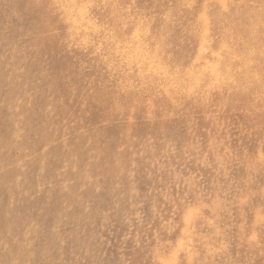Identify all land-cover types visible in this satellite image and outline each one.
I'll list each match as a JSON object with an SVG mask.
<instances>
[{"label":"rangeland","instance_id":"374dc122","mask_svg":"<svg viewBox=\"0 0 264 264\" xmlns=\"http://www.w3.org/2000/svg\"><path fill=\"white\" fill-rule=\"evenodd\" d=\"M48 1L0 0V264H264V32L182 0L142 65L119 10L73 55Z\"/></svg>","mask_w":264,"mask_h":264},{"label":"bare ground","instance_id":"6f19581e","mask_svg":"<svg viewBox=\"0 0 264 264\" xmlns=\"http://www.w3.org/2000/svg\"><path fill=\"white\" fill-rule=\"evenodd\" d=\"M93 1L94 0H49L48 1L46 21L50 23L49 17L51 16L56 22H58V24L59 23L62 24L61 27L63 28V38L65 40L64 50L65 51L70 50L73 55L81 54V51L83 50V43L79 36L83 21L85 19L88 20L89 23H93L97 27L96 29L97 32H99L100 34H105L109 30H114L113 28L108 29L107 23H103L99 26L95 24L101 21H107L105 14L104 13L101 14V11L113 7L114 9L120 11L119 17L126 24V40H128L129 42L128 55H130V57L132 58V62L142 65H148L150 62L147 59L144 60V55L146 54V52H148L145 42L150 40L149 31L150 28H154V22L159 18L158 15L162 11V9L160 10V8H163V10L164 9L166 10L167 8L170 7L172 9H177L181 7L179 3L182 2V0H98L95 4H93ZM186 1L189 2L191 9L190 11L186 12V14L189 17L192 15V13H194V11H196L193 4H198V3L202 4L204 2V0H186ZM232 1L235 3L236 6L242 9L248 15V17L253 21L251 27H255L257 32H264V0H232ZM123 2L128 5L129 11L126 9ZM220 3H222V1ZM119 4L121 8L114 6V5L118 6ZM152 4H157V6L154 7V9H151ZM241 5H243L245 8L243 9ZM96 8L100 12L98 16H94L93 10ZM124 11L127 13V16H125ZM199 15L201 16V14ZM202 18L204 19V17L202 16L200 20ZM203 23L205 24V20ZM246 24L248 23L247 20L245 19L242 22V25L245 26ZM202 27L204 30L205 26H203V24ZM152 38L154 39L155 35H153ZM150 41L152 42L153 40ZM228 46L229 44H225L221 48L214 51V53H210L204 56V59L201 61L203 62L202 68H199L198 71H202V72L207 70L216 71V75H217L219 73L220 67L219 65H213L212 63L220 62L221 56L229 57L233 50L235 51L237 50V49H229ZM118 51L119 50H117V52ZM260 57L261 56H259L257 52H252L251 54H246L239 57L236 56L235 61H239L241 58H243V62H245L249 70H254L256 69V62ZM162 79L161 81H163ZM167 84L170 85L169 83ZM186 90L188 89L186 88ZM205 92H207V90Z\"/></svg>","mask_w":264,"mask_h":264}]
</instances>
